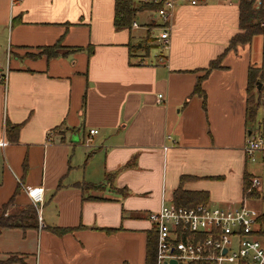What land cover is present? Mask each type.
Wrapping results in <instances>:
<instances>
[{"label":"crops","instance_id":"crops-1","mask_svg":"<svg viewBox=\"0 0 264 264\" xmlns=\"http://www.w3.org/2000/svg\"><path fill=\"white\" fill-rule=\"evenodd\" d=\"M115 1L0 0V206L31 204L25 187L44 192L43 227L0 228L9 264H144L146 215L162 198L203 191L237 206L243 175L255 176L243 150L254 34L224 51L239 5L176 0L167 51L151 58L155 2L129 0L116 27Z\"/></svg>","mask_w":264,"mask_h":264},{"label":"built area","instance_id":"built-area-1","mask_svg":"<svg viewBox=\"0 0 264 264\" xmlns=\"http://www.w3.org/2000/svg\"><path fill=\"white\" fill-rule=\"evenodd\" d=\"M16 0H13L15 2ZM158 4L156 12L161 19L158 45L165 50L169 45L170 18L176 0H149ZM194 4L198 0H188ZM227 4L239 5L240 0H222ZM253 8L264 11V0H251ZM264 26V16L255 20ZM134 26L136 22L132 23ZM159 55L158 59L162 60ZM7 66L1 68L0 81L5 82ZM161 97V94H157ZM88 132H97L89 128ZM8 143L4 128L0 137V147ZM244 153L250 160L255 152H260L264 160V119L262 130H251L246 135ZM260 180L254 176L250 188L259 187ZM246 190V192L248 191ZM30 203L35 207L37 223L43 227L40 206L44 200L40 184L25 187ZM245 197V196H244ZM260 213L248 205L245 198L237 206H222L208 202L192 205L176 203L162 198L157 209L150 210L146 217L156 233L155 264H264L263 237L258 234ZM260 236V237H259Z\"/></svg>","mask_w":264,"mask_h":264},{"label":"trees","instance_id":"trees-1","mask_svg":"<svg viewBox=\"0 0 264 264\" xmlns=\"http://www.w3.org/2000/svg\"><path fill=\"white\" fill-rule=\"evenodd\" d=\"M157 8L158 4L153 3ZM132 9L130 8L129 0H116L115 1V15H114V24L116 27H121L127 25L132 17ZM264 16V11L260 9L253 8L251 5V0H240L239 2V27L241 28L240 32L232 35L224 49L226 51L230 47L235 46L237 43H244L249 41L251 36L255 33H260L262 35V46H261V62L258 66L249 65L247 69V81H246V115L247 117H253L255 115L256 109L259 105V94L263 92L264 84L257 89V83L263 82L264 80V26H260L256 22V18H261ZM222 53L219 54L215 59L209 61L207 66L208 68L219 66V61ZM200 78L197 79L193 87V93H200L201 89L199 87ZM253 89H256L255 93L252 92ZM17 128V127H16ZM251 177L249 174L243 175V193L246 196L258 194L257 190L250 187ZM89 184H85V188ZM246 190H248L246 192ZM182 196H186L184 202L180 201ZM197 198L195 202L191 198ZM206 193L203 191L198 192H185L176 190L174 192V200L176 203H182L185 205H192L197 202H205L204 199ZM11 204V200L1 204L0 206V228L3 227H34L37 224V214L36 209L32 204L16 207L12 206L11 209H8V206ZM7 210V211H6ZM6 211V213H5ZM264 218V211L258 215L257 219L260 221ZM68 228H61V230H67ZM264 232V227L258 229V234ZM155 246H156V233L152 228V231L148 233L146 239L145 247V258L144 264H155ZM17 257L14 255H9L6 259H0V264H9L11 261L16 260ZM194 264H202V262H195Z\"/></svg>","mask_w":264,"mask_h":264},{"label":"rangeland","instance_id":"rangeland-1","mask_svg":"<svg viewBox=\"0 0 264 264\" xmlns=\"http://www.w3.org/2000/svg\"><path fill=\"white\" fill-rule=\"evenodd\" d=\"M206 3L210 2H217L216 0H206ZM137 21H140V18H136ZM142 26V25H141ZM143 27V26H142ZM261 43H262V36L260 33H255L250 41V56H251V61L254 62L255 64H258L261 59ZM161 50L160 46H151L149 48V55L152 58L154 54H157ZM165 52L167 49L164 50ZM264 84V80H263ZM256 89H253L252 92L255 93ZM259 105L256 109L255 115L253 117H250L249 124H252L250 128L252 130H262V121L264 119V88L263 92H260L259 94ZM256 155V154H255ZM259 155V153H258ZM249 163V169L257 176L260 180V185L259 187L254 188L257 190L258 194L256 195H251V196H245V200L247 201L248 205L254 207L260 214L264 211V161L261 160L260 157L257 156V159L250 160L248 159ZM224 205V204H221ZM11 207L8 206V209H11ZM6 210V211H7ZM5 211V213H6ZM263 220L260 219L258 220V226L259 228L264 227V218ZM261 237H263L262 242H264V232H260L259 234ZM259 236V237H260Z\"/></svg>","mask_w":264,"mask_h":264},{"label":"water","instance_id":"water-1","mask_svg":"<svg viewBox=\"0 0 264 264\" xmlns=\"http://www.w3.org/2000/svg\"><path fill=\"white\" fill-rule=\"evenodd\" d=\"M261 86V82H258L257 83V88H259ZM249 133V131L247 132V134ZM170 262L172 263V264H174L175 263V260L174 259H171L170 260Z\"/></svg>","mask_w":264,"mask_h":264}]
</instances>
